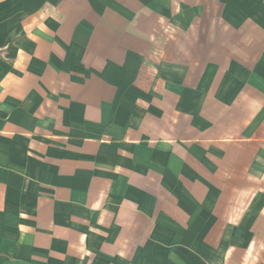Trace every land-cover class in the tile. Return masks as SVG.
Returning a JSON list of instances; mask_svg holds the SVG:
<instances>
[{"label":"crops","instance_id":"0c3cea01","mask_svg":"<svg viewBox=\"0 0 264 264\" xmlns=\"http://www.w3.org/2000/svg\"><path fill=\"white\" fill-rule=\"evenodd\" d=\"M0 264H264V0H0Z\"/></svg>","mask_w":264,"mask_h":264}]
</instances>
